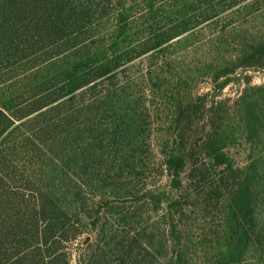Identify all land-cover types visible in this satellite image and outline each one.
<instances>
[{
  "label": "rangeland",
  "instance_id": "rangeland-1",
  "mask_svg": "<svg viewBox=\"0 0 264 264\" xmlns=\"http://www.w3.org/2000/svg\"><path fill=\"white\" fill-rule=\"evenodd\" d=\"M47 1L9 189L69 209L63 259L264 264V0Z\"/></svg>",
  "mask_w": 264,
  "mask_h": 264
},
{
  "label": "trees",
  "instance_id": "trees-1",
  "mask_svg": "<svg viewBox=\"0 0 264 264\" xmlns=\"http://www.w3.org/2000/svg\"><path fill=\"white\" fill-rule=\"evenodd\" d=\"M47 6V0H0V259L4 264H72L71 258L63 259L62 251L66 241L78 236L67 238L69 209L59 201H38L31 206L26 201H16L18 194L9 189L20 181L21 155L23 150L28 154L25 149L30 148L14 136L25 125L27 115L13 110V99L22 92L18 85L25 62L39 49V45H12V41L20 40L24 32H42L43 41L51 38L53 32L48 28L55 30V24L61 21ZM54 10L61 11L59 0ZM58 30L63 34L62 29ZM18 122L21 124L16 125ZM121 247L122 260L145 264L133 255L131 247ZM75 264L109 261L104 253H92L88 258L80 254Z\"/></svg>",
  "mask_w": 264,
  "mask_h": 264
}]
</instances>
